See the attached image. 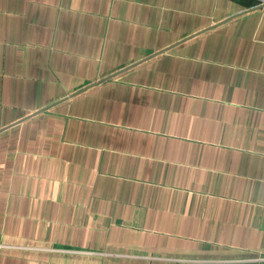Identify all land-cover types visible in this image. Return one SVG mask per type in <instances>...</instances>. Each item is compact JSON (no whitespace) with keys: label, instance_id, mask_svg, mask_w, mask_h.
Here are the masks:
<instances>
[{"label":"crops","instance_id":"obj_1","mask_svg":"<svg viewBox=\"0 0 264 264\" xmlns=\"http://www.w3.org/2000/svg\"><path fill=\"white\" fill-rule=\"evenodd\" d=\"M0 264H264L262 0H0Z\"/></svg>","mask_w":264,"mask_h":264},{"label":"built area","instance_id":"obj_2","mask_svg":"<svg viewBox=\"0 0 264 264\" xmlns=\"http://www.w3.org/2000/svg\"><path fill=\"white\" fill-rule=\"evenodd\" d=\"M262 3L264 4V0H262Z\"/></svg>","mask_w":264,"mask_h":264}]
</instances>
